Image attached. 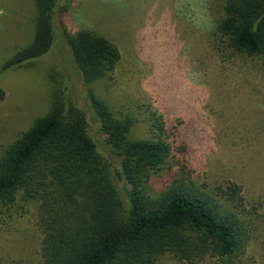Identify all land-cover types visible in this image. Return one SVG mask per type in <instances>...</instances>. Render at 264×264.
I'll return each instance as SVG.
<instances>
[{"label":"rangeland","instance_id":"obj_1","mask_svg":"<svg viewBox=\"0 0 264 264\" xmlns=\"http://www.w3.org/2000/svg\"><path fill=\"white\" fill-rule=\"evenodd\" d=\"M50 51L6 72L3 64L34 35V0H0V150L46 115L55 96L87 111L88 132L117 166L91 119L87 93L131 116L130 141L163 124L171 157L145 183L155 198L184 184L236 213L249 235L245 251L206 264H264V59L236 52L218 31L226 0H58ZM89 30L112 42L120 59L110 78L82 83L63 37ZM240 188L242 205L226 201ZM37 203L0 206V264H38ZM160 264H178L164 256Z\"/></svg>","mask_w":264,"mask_h":264},{"label":"trees","instance_id":"obj_2","mask_svg":"<svg viewBox=\"0 0 264 264\" xmlns=\"http://www.w3.org/2000/svg\"><path fill=\"white\" fill-rule=\"evenodd\" d=\"M31 42L2 66L6 72L46 55L69 2L34 0ZM218 31L231 47L264 59V0H226ZM82 83L110 78L118 48L89 30L63 37ZM3 93L0 91V100ZM117 166L104 157L88 132V114L55 96L51 110L0 150V206L17 200L37 203L41 232L38 264H206L238 257L249 235L236 213L208 194L179 184L151 196L145 183L171 157L163 124L151 114L149 137L130 141L134 124L87 93V106ZM240 188L229 186L226 201L242 205Z\"/></svg>","mask_w":264,"mask_h":264}]
</instances>
